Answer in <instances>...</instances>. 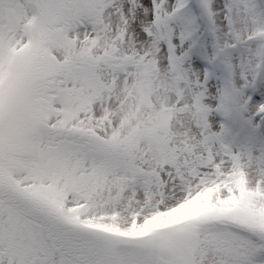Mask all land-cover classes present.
<instances>
[{
  "label": "snow or ice",
  "instance_id": "obj_1",
  "mask_svg": "<svg viewBox=\"0 0 264 264\" xmlns=\"http://www.w3.org/2000/svg\"><path fill=\"white\" fill-rule=\"evenodd\" d=\"M0 264H264V0H0Z\"/></svg>",
  "mask_w": 264,
  "mask_h": 264
}]
</instances>
